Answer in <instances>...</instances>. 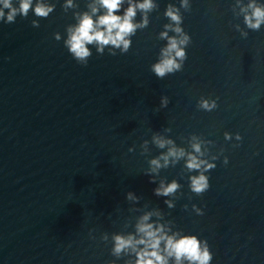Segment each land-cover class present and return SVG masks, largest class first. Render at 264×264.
<instances>
[{"label": "water", "instance_id": "water-1", "mask_svg": "<svg viewBox=\"0 0 264 264\" xmlns=\"http://www.w3.org/2000/svg\"><path fill=\"white\" fill-rule=\"evenodd\" d=\"M37 2L27 18L0 21V264H136L131 248L113 255V237L140 240L141 222L158 235L207 241L211 264H264V23L246 25L252 0H188L190 11L182 0H152L150 11L137 8L133 23H147L126 52L106 45L100 53L94 42L86 65L69 52L68 30L83 13L95 20L106 9L99 0H42L53 7L42 18ZM169 5L191 41L182 46L183 69L158 78L152 66L168 38H180L165 27H175ZM202 97L218 107L199 109ZM155 139L171 143L161 148ZM171 149L185 155L168 156ZM189 154L216 164L204 172L210 187L202 195L189 188L203 171L186 167ZM173 181L174 194H155Z\"/></svg>", "mask_w": 264, "mask_h": 264}, {"label": "clouds", "instance_id": "clouds-1", "mask_svg": "<svg viewBox=\"0 0 264 264\" xmlns=\"http://www.w3.org/2000/svg\"><path fill=\"white\" fill-rule=\"evenodd\" d=\"M124 0H99L100 5L106 9L105 14L99 16L97 19H93L91 15L87 12L83 13L79 18V23L74 28H69V38L66 41L69 52L72 57L80 64L86 65L87 58L90 57L91 53L87 45L96 43L99 47L97 51L102 53L103 47L106 45H112L115 48H121L122 52H126L130 46V37L135 34L137 28L146 26V18L144 24H135L133 19L136 16L137 8L147 12L150 11L154 5L152 0H144L143 3L133 4L129 0V6L124 11L123 15H117L116 12L120 10ZM71 6V0H68V5ZM182 7L190 11L191 6L188 4V0H182ZM32 8V0H18V7L13 6L12 0H3V8H0V21L4 23H14L16 17L22 16L27 18L29 10ZM248 8L252 9L251 14H246L244 17L246 25L253 29L259 30L260 25L264 23V6H258L255 0L249 3ZM4 9H7V14ZM34 14L38 17L47 18L49 14L53 11V7L48 6L38 0L35 8L33 9ZM97 9L92 8V12L96 13ZM166 16L175 24L173 28L172 25H166V28H171L172 31L178 34L180 38L171 37L168 38V47L163 50V58L159 63L152 66V71L158 78H163L168 74H174L183 69L184 61L187 59V53L184 47L187 46L191 38L186 34L181 27L183 23V18L179 12V9L174 8L172 5L168 6ZM6 17V18H5ZM32 26L38 27L37 21H32ZM161 37H167V32L161 33ZM59 39V36L56 37ZM115 55V53H112ZM179 60V62H178ZM169 103L167 97L162 98L161 107H166ZM216 99H205L200 98L198 101V108L205 111H212L217 108ZM226 140L232 138V134L225 132L224 134ZM236 139L241 140L239 133L235 135ZM155 142L159 147L163 148L166 143H171V141H164L161 139H155ZM238 146V145H235ZM193 150L200 155L201 148L199 143H194L192 145ZM185 152L183 149L177 151L176 149H171L168 156L183 157ZM168 156L163 157L165 161V166L168 162ZM213 159H218L214 157ZM225 164L228 163V158L225 157ZM151 164L155 168L161 167L159 160H152ZM186 167L192 170H200L203 167V171L199 175H193L190 177L189 188L191 192L196 195H202L206 192L209 187V177L204 174L216 167L215 163H210L206 160L198 159L196 155L189 154ZM180 185L173 181L167 186L161 184L160 187L155 189V194L158 196H169L174 194ZM131 197V193H129ZM171 207V203L166 201ZM197 215H203V209L192 206ZM148 216L143 217V221L148 220ZM138 232L143 233V237L140 240H135L132 236L127 238L116 235L113 237L115 241L114 248L112 250L113 255L119 256L122 251L131 248L137 254L136 264H167L168 257H174L176 264H181L183 260H187L189 264H211L213 259V254L210 251L207 241L203 242V247L201 246V241L196 235L183 236L180 239H176L175 236H167L159 234L162 229H153L151 224L141 222L137 228ZM164 242V253L161 254L160 245ZM137 245H144L142 250L137 251ZM109 264H114V262H109Z\"/></svg>", "mask_w": 264, "mask_h": 264}]
</instances>
